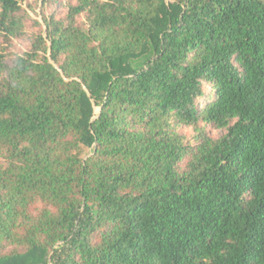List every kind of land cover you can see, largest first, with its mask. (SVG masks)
I'll return each mask as SVG.
<instances>
[{"label":"trees","instance_id":"16d2710c","mask_svg":"<svg viewBox=\"0 0 264 264\" xmlns=\"http://www.w3.org/2000/svg\"><path fill=\"white\" fill-rule=\"evenodd\" d=\"M19 1L0 264H264V0H75L43 32Z\"/></svg>","mask_w":264,"mask_h":264},{"label":"rangeland","instance_id":"374dc122","mask_svg":"<svg viewBox=\"0 0 264 264\" xmlns=\"http://www.w3.org/2000/svg\"><path fill=\"white\" fill-rule=\"evenodd\" d=\"M75 0H20L19 3L22 6L24 10L28 12V15L30 16L31 21H28L27 24V31L31 32L33 30H37V26H35L34 21H37L41 24V30L44 31V21L43 18L45 16H49L51 14H56L57 16L63 15L67 7L70 4H73ZM10 43L9 41L4 40L2 37H0V43H4L7 46H15L18 45L20 49L23 50L24 46L26 45V42L23 38H13ZM209 90V88L206 89V92ZM95 112H97L98 108H94ZM212 135L218 136L221 134V131L219 130H211L209 129ZM181 131L185 135H190L192 133L191 128H181Z\"/></svg>","mask_w":264,"mask_h":264}]
</instances>
